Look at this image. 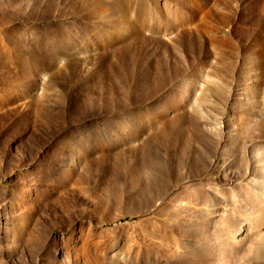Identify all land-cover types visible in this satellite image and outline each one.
Masks as SVG:
<instances>
[{
    "label": "rangeland",
    "instance_id": "rangeland-1",
    "mask_svg": "<svg viewBox=\"0 0 264 264\" xmlns=\"http://www.w3.org/2000/svg\"><path fill=\"white\" fill-rule=\"evenodd\" d=\"M0 264H264V0H0Z\"/></svg>",
    "mask_w": 264,
    "mask_h": 264
}]
</instances>
